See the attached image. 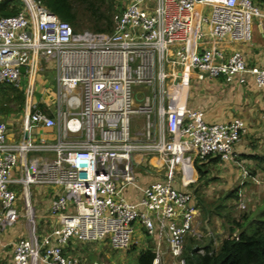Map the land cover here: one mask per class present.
I'll use <instances>...</instances> for the list:
<instances>
[{
	"label": "built area",
	"instance_id": "built-area-1",
	"mask_svg": "<svg viewBox=\"0 0 264 264\" xmlns=\"http://www.w3.org/2000/svg\"><path fill=\"white\" fill-rule=\"evenodd\" d=\"M16 5L14 14L0 10V85L19 87L43 57L55 63L58 98L55 115L25 112L20 139H9L0 119V230L22 217L29 225L7 264H85L69 253L70 243L125 249L135 223L155 238L154 264L163 240L174 263L187 264L186 239L202 237L188 189L197 180L195 162L236 161L235 144L247 127L241 118L207 121L188 105L189 87L178 72L191 68L200 80L240 83L251 75L264 92V66H248L241 50L226 56L209 43L250 41L262 8L254 0H128L112 31H94L75 30L42 0H0V7ZM33 93L29 83L26 94ZM136 117L142 130L134 129ZM39 126L57 127L56 138L35 139ZM153 159L166 168L165 178L142 183L135 168L157 166ZM37 184L58 189L50 211L59 223L47 231L36 227Z\"/></svg>",
	"mask_w": 264,
	"mask_h": 264
},
{
	"label": "rangeland",
	"instance_id": "rangeland-1",
	"mask_svg": "<svg viewBox=\"0 0 264 264\" xmlns=\"http://www.w3.org/2000/svg\"><path fill=\"white\" fill-rule=\"evenodd\" d=\"M77 8H81V19L79 30L90 29L95 30V19L89 10H85L81 0H74ZM128 0H113L114 6L112 17L116 12L122 10ZM112 1L108 0L103 4L107 8ZM108 13V9H106ZM104 25V23H102ZM42 61L45 59L40 58ZM37 69L32 71L31 76L24 74L19 87H12V91L17 96L13 100L6 97L3 102L9 104L13 113L16 115L15 124L23 129L24 115L27 110L41 108L36 101V80L34 81ZM41 73V70L39 71ZM28 77L31 79L28 80ZM34 84V93L27 96L26 88L28 84ZM1 87V86H0ZM56 89V88H55ZM58 97V82H57ZM1 98V97H0ZM23 98V101L21 99ZM2 100L0 104L2 105ZM5 104V103H4ZM0 105V106H1ZM63 105V104H62ZM54 108H57L55 103ZM43 109V108H41ZM8 123V122H6ZM12 127L11 124H7ZM143 121L141 117H136L135 130H142ZM34 133L36 130L33 131ZM264 148V145H263ZM261 159H252V163L240 164L238 158L236 161H205L206 174L200 178V173L195 162L197 170V180L188 188L190 189L197 202L199 214L197 216L196 229L201 238L189 236L185 242V252L196 244L205 245L212 239V245L218 249L222 240L233 232L238 233L240 227L235 226L236 220H243L245 214L251 212H259L264 208V150H260L258 154ZM154 164L139 165L135 168L138 175H141L145 183L153 180L165 178V167L158 163L157 159H153ZM199 163V162H198ZM247 170V171H245ZM248 172V173H247ZM179 182V178H178ZM52 187L44 184L32 185L31 203L36 211V227L41 231H47L56 223L50 217V199ZM49 205V206H48ZM26 224L27 221L22 217ZM136 231L133 235L132 243L128 248L115 249L110 244L103 241L87 242L84 244L71 243V247L67 248L69 253L78 254L82 257L85 264L98 262L100 264H137V256L141 249L156 245L155 238L150 236L145 229L135 223ZM160 250L162 252L161 259L156 264H175L174 257L170 254L167 243L163 240ZM186 258V257H185Z\"/></svg>",
	"mask_w": 264,
	"mask_h": 264
},
{
	"label": "crops",
	"instance_id": "crops-1",
	"mask_svg": "<svg viewBox=\"0 0 264 264\" xmlns=\"http://www.w3.org/2000/svg\"><path fill=\"white\" fill-rule=\"evenodd\" d=\"M254 1L260 5L264 12V0ZM252 33V39L248 42L210 40L209 43L211 46L221 48L226 56L239 49L242 51L248 66L262 67L264 66V16L254 17ZM40 58H38L34 77V81L36 80V101L39 106L42 105L41 108L44 111L50 115H55L57 108L55 109L54 105L57 103L58 98L55 63L51 59L42 61ZM40 70L41 73H39ZM178 73L183 76L189 87L188 105L202 110L207 121H230L235 118L244 120L247 132L235 144L238 163L248 164L252 163V159H261L258 154L260 150H264V92L263 89L257 87L255 78L248 75L247 81L240 83L237 80L228 81L223 76L200 80L191 68H186L183 72L179 71ZM5 86L6 88L0 89V100L2 102L6 97L16 98V92L12 91L11 87L8 88L9 84ZM12 109L9 104L3 102L0 106V119L12 125V127H8V138L16 140L23 136V129L16 126L14 121L16 115ZM33 134L35 139L45 136L54 140L57 136V127L39 126ZM214 158L216 157L208 160H215ZM139 177L141 182L145 183V178H142L141 175ZM52 192L51 197L53 198L58 189L52 187ZM127 194L132 197L135 190L129 188ZM52 198L49 203H51ZM49 215H51L50 217L54 223H59L55 216ZM28 234L29 225L25 223L23 218H18L6 224L0 230V264H7L12 257L14 242ZM69 247H71V243Z\"/></svg>",
	"mask_w": 264,
	"mask_h": 264
},
{
	"label": "trees",
	"instance_id": "trees-1",
	"mask_svg": "<svg viewBox=\"0 0 264 264\" xmlns=\"http://www.w3.org/2000/svg\"><path fill=\"white\" fill-rule=\"evenodd\" d=\"M44 4L60 18L68 21L75 30H79L81 19V8H77L74 0H42ZM108 0H81L85 10L92 13L97 25L96 31H112L114 20L112 8L114 6L113 0L107 8L103 4ZM19 7L16 5L12 9H7L4 6L0 7L3 14H14ZM108 9V13H106ZM104 23V25H102ZM1 84L0 89L6 88ZM13 85L9 84L8 88ZM15 87V86H14ZM16 97L17 94H16ZM13 100V98H11ZM10 99V100H11ZM23 101V98L21 99ZM42 107V105H40ZM218 161L219 158H214ZM205 162L197 163V168L200 173V178L206 174L204 168ZM235 226L240 227L238 233L233 232L225 237L219 248L215 249L212 245V239L205 245L196 244L191 247L189 251L185 252L187 264H264V208L259 212H251L243 216V220H236ZM205 249L204 253L199 251V248ZM155 251L153 245L143 248L139 251L137 256V264H154Z\"/></svg>",
	"mask_w": 264,
	"mask_h": 264
},
{
	"label": "water",
	"instance_id": "water-1",
	"mask_svg": "<svg viewBox=\"0 0 264 264\" xmlns=\"http://www.w3.org/2000/svg\"><path fill=\"white\" fill-rule=\"evenodd\" d=\"M21 70L23 71V72H25V66H22L21 67ZM27 136V135H26Z\"/></svg>",
	"mask_w": 264,
	"mask_h": 264
}]
</instances>
